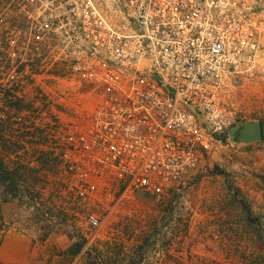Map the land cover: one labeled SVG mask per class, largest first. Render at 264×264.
<instances>
[{"label": "rangeland", "instance_id": "374dc122", "mask_svg": "<svg viewBox=\"0 0 264 264\" xmlns=\"http://www.w3.org/2000/svg\"><path fill=\"white\" fill-rule=\"evenodd\" d=\"M56 2L0 0V83L11 95L9 109L0 106V113L8 118L13 150L21 152H13L9 163L15 169L24 166L18 195L3 202L2 211L10 229L32 239L29 260L16 264H79L80 256L62 254L72 242L63 230L76 225L92 243L115 236L118 223L149 225L151 220L150 264H264V192L259 199L256 193L255 201L252 196L254 188L264 189V135L248 140L241 131L247 122H259L264 132V49L255 73L237 86L238 127L222 148L174 184L163 201L145 194L120 200L104 170L94 171L96 166L87 162L89 184L58 155L65 146L58 136L65 137L73 123L80 131L87 126L91 100L88 87L71 79L79 44L41 27L57 11ZM59 206H72L76 217L62 221ZM88 215L99 224L90 225ZM48 227L55 231L41 241L39 234ZM121 235L126 242L131 239Z\"/></svg>", "mask_w": 264, "mask_h": 264}, {"label": "built area", "instance_id": "2783aa9c", "mask_svg": "<svg viewBox=\"0 0 264 264\" xmlns=\"http://www.w3.org/2000/svg\"><path fill=\"white\" fill-rule=\"evenodd\" d=\"M56 8L41 27L79 44L71 79L91 100L87 126L59 135L58 155L89 184L87 162L104 170L120 200L163 201L237 129V86L264 49V0H57Z\"/></svg>", "mask_w": 264, "mask_h": 264}, {"label": "trees", "instance_id": "16d2710c", "mask_svg": "<svg viewBox=\"0 0 264 264\" xmlns=\"http://www.w3.org/2000/svg\"><path fill=\"white\" fill-rule=\"evenodd\" d=\"M1 2H6V0H1ZM10 97V91L7 86L0 83V106L2 109H9ZM8 127V118L3 117L2 113H0V185L4 189V198L0 200V246L4 234L10 229L11 224L2 211V203L14 199L20 190V182L24 181V166H18V168L15 169L12 168L9 163L10 155L13 152H21L19 148L18 150H13L12 141L8 134ZM37 194L40 199H43V194L39 188ZM21 200L24 202L23 196ZM59 207H61L60 216H62L60 218L62 221H68L70 216L76 217L75 214L72 213V206ZM165 213H168V215L172 213L171 206L165 209ZM148 224L149 225L141 224L135 221L132 224L127 223V225L123 226L118 223L116 224L115 236L109 239H99L92 243L89 242L81 228L74 225L72 229H65L62 231L72 240L71 244L62 251V254L71 258L80 256L81 260L79 264H150L148 260H150L151 254L154 251V221L151 220ZM54 231L52 227L43 228L39 234L40 240L46 241L49 235ZM122 233H125L131 238L129 242H126V240L122 238ZM175 264L186 263L184 260H179L175 262Z\"/></svg>", "mask_w": 264, "mask_h": 264}, {"label": "crops", "instance_id": "0c3cea01", "mask_svg": "<svg viewBox=\"0 0 264 264\" xmlns=\"http://www.w3.org/2000/svg\"><path fill=\"white\" fill-rule=\"evenodd\" d=\"M252 191V196L255 201V194L257 193V199H259V196L263 195L264 189L259 186L257 190L254 188ZM262 206L264 208V200ZM4 215L6 216L7 214L4 213ZM31 244L32 239L25 233L17 231L16 229H8L4 234L0 246V260L8 264L28 261L31 255Z\"/></svg>", "mask_w": 264, "mask_h": 264}, {"label": "water", "instance_id": "95a60500", "mask_svg": "<svg viewBox=\"0 0 264 264\" xmlns=\"http://www.w3.org/2000/svg\"><path fill=\"white\" fill-rule=\"evenodd\" d=\"M241 131L242 137L248 140L262 139L264 135L262 124L259 122H247Z\"/></svg>", "mask_w": 264, "mask_h": 264}]
</instances>
